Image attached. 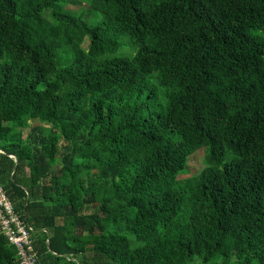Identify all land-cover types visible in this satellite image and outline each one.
I'll return each instance as SVG.
<instances>
[{
    "label": "trees",
    "instance_id": "trees-1",
    "mask_svg": "<svg viewBox=\"0 0 264 264\" xmlns=\"http://www.w3.org/2000/svg\"><path fill=\"white\" fill-rule=\"evenodd\" d=\"M76 1L0 0V185L38 263L264 264V0Z\"/></svg>",
    "mask_w": 264,
    "mask_h": 264
},
{
    "label": "built area",
    "instance_id": "built-area-1",
    "mask_svg": "<svg viewBox=\"0 0 264 264\" xmlns=\"http://www.w3.org/2000/svg\"><path fill=\"white\" fill-rule=\"evenodd\" d=\"M0 230L8 242L17 248L20 264H39L32 240L33 228L15 212L13 203L1 185Z\"/></svg>",
    "mask_w": 264,
    "mask_h": 264
},
{
    "label": "rangeland",
    "instance_id": "rangeland-1",
    "mask_svg": "<svg viewBox=\"0 0 264 264\" xmlns=\"http://www.w3.org/2000/svg\"><path fill=\"white\" fill-rule=\"evenodd\" d=\"M68 1L78 3L76 0H68ZM74 3H69L68 8L77 11L79 14H86L85 17L88 19L90 24L94 25L96 23V21L98 20V18L101 17V15L99 13H95V12L89 13L87 10H85V7L88 5L87 3H85V2L80 3V5H82V7L80 5H78L79 3L78 4H74ZM131 52H132L131 46L126 44L125 42H123L119 51L116 54H112L108 57L130 56ZM30 125L31 126L29 128H27L23 131L25 137L27 136V134L31 130L32 126L47 127L46 124L41 123V122H31ZM61 144H63V142ZM204 159H205V151L199 150L197 153H195L190 158L188 168L184 172V173H186L189 170V174L186 176H183L182 178L192 177V176L198 175L203 170V168L205 167ZM184 173H182V174H184Z\"/></svg>",
    "mask_w": 264,
    "mask_h": 264
},
{
    "label": "water",
    "instance_id": "water-1",
    "mask_svg": "<svg viewBox=\"0 0 264 264\" xmlns=\"http://www.w3.org/2000/svg\"><path fill=\"white\" fill-rule=\"evenodd\" d=\"M12 158H14L16 161V164H18V159L15 156H13Z\"/></svg>",
    "mask_w": 264,
    "mask_h": 264
}]
</instances>
